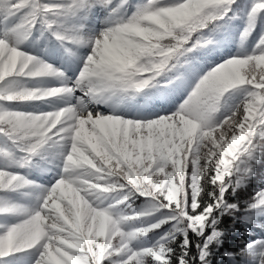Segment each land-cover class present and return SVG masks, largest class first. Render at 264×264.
<instances>
[{"label":"snow or ice","instance_id":"1","mask_svg":"<svg viewBox=\"0 0 264 264\" xmlns=\"http://www.w3.org/2000/svg\"><path fill=\"white\" fill-rule=\"evenodd\" d=\"M0 264H264V0H0Z\"/></svg>","mask_w":264,"mask_h":264},{"label":"trees","instance_id":"2","mask_svg":"<svg viewBox=\"0 0 264 264\" xmlns=\"http://www.w3.org/2000/svg\"><path fill=\"white\" fill-rule=\"evenodd\" d=\"M258 31H259V29L257 30V32H258ZM256 36H257V33H253V37L250 38L249 44H251V43L255 40ZM17 198H19V199H21V200H24L25 197H19V196H18ZM137 203H139V201H138Z\"/></svg>","mask_w":264,"mask_h":264},{"label":"rangeland","instance_id":"3","mask_svg":"<svg viewBox=\"0 0 264 264\" xmlns=\"http://www.w3.org/2000/svg\"><path fill=\"white\" fill-rule=\"evenodd\" d=\"M234 50H235V48L233 47V51H234ZM229 103H231V101H230ZM42 182H44V181H42ZM30 199H31V198H26L24 202H28Z\"/></svg>","mask_w":264,"mask_h":264}]
</instances>
